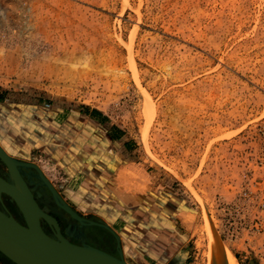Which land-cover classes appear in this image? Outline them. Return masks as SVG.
Returning <instances> with one entry per match:
<instances>
[{
	"label": "rangeland",
	"instance_id": "obj_1",
	"mask_svg": "<svg viewBox=\"0 0 264 264\" xmlns=\"http://www.w3.org/2000/svg\"><path fill=\"white\" fill-rule=\"evenodd\" d=\"M0 90L128 130L191 208L172 264H206L207 220L264 264V0H0Z\"/></svg>",
	"mask_w": 264,
	"mask_h": 264
},
{
	"label": "crops",
	"instance_id": "obj_2",
	"mask_svg": "<svg viewBox=\"0 0 264 264\" xmlns=\"http://www.w3.org/2000/svg\"><path fill=\"white\" fill-rule=\"evenodd\" d=\"M0 147L11 158L36 166L79 217L109 228L126 263L172 264L184 256L176 221L187 219L191 208L172 186L175 181H168L161 171H147L150 165L143 164L144 156L134 154L136 144L128 130L106 112L42 99L16 101L0 90ZM24 172L29 190L48 201L47 208L58 211L65 226L71 219L57 209L35 172ZM76 225L98 233L92 244H84L116 256L108 232Z\"/></svg>",
	"mask_w": 264,
	"mask_h": 264
},
{
	"label": "water",
	"instance_id": "obj_3",
	"mask_svg": "<svg viewBox=\"0 0 264 264\" xmlns=\"http://www.w3.org/2000/svg\"><path fill=\"white\" fill-rule=\"evenodd\" d=\"M0 164L10 179V183L0 179V194L9 198L23 221L21 225L8 215L7 211H0V256L12 264H128L121 257L116 235L106 226L87 221L68 208L36 166L11 158L1 147ZM27 169L35 172L37 181L47 189L54 205L69 219L79 225L99 227L108 232L115 241L116 256L86 244L74 245L64 238L59 233L56 220L38 207L26 182L23 181L21 174ZM13 177L22 187L21 194L12 185ZM40 220L52 229V237L43 233L39 225ZM87 248L97 250L110 261L88 251Z\"/></svg>",
	"mask_w": 264,
	"mask_h": 264
},
{
	"label": "flooded vegetation",
	"instance_id": "obj_4",
	"mask_svg": "<svg viewBox=\"0 0 264 264\" xmlns=\"http://www.w3.org/2000/svg\"><path fill=\"white\" fill-rule=\"evenodd\" d=\"M27 175H28L27 172H24L21 175L24 182L27 181ZM0 179L4 180L5 182L10 183V179H9L4 167L1 164H0ZM30 193L33 195L34 200L37 203L39 208H42V207L47 208L48 205H46V203L48 201H46V200L44 201L42 199V196L40 198L35 197V189H33L32 191L30 190ZM0 211L1 212L7 211L8 215H10L16 222L23 225L22 218H21L20 214L18 213V211L16 210L14 204L4 194H0ZM47 214L56 220L58 228H61V229L63 228L64 225H61L62 222L60 219V215H61L60 213H59L60 215H58L57 212L49 209ZM76 224L77 223L75 221H72V220L66 221L65 226L67 227L66 231L69 234V236H65L61 229H59V233L64 238H66L70 243H72L74 245H81L84 243L92 244V242H93L92 237L95 235H98V233H96L95 231H90V232L88 230L85 231L84 228L81 229ZM39 225H40V228L45 235L52 237L53 231L50 227H47L41 220L39 221Z\"/></svg>",
	"mask_w": 264,
	"mask_h": 264
},
{
	"label": "bare ground",
	"instance_id": "obj_5",
	"mask_svg": "<svg viewBox=\"0 0 264 264\" xmlns=\"http://www.w3.org/2000/svg\"><path fill=\"white\" fill-rule=\"evenodd\" d=\"M148 101H147V107L149 109H151L152 107L150 106V102H148ZM149 109H148V111H150ZM147 121L149 122L150 120L148 119ZM145 137L146 136L143 137V141L146 144ZM13 180H14V181H12L13 187L16 189V191H18L21 194V191H22L21 188L22 187H21L20 183L18 182V180L15 177H13ZM206 220H207V218H206ZM205 229L207 231L206 239L208 242V246H207L208 252H207V257H206V259H207L206 264H237L236 260L234 259V257L230 253V251L228 250L227 246L220 240L218 234L213 230V228H212V226L208 220L206 221V228ZM87 250L96 254L99 257H102V258L110 261V259L104 257V255L101 254L100 252H98L97 250H94L91 248H87Z\"/></svg>",
	"mask_w": 264,
	"mask_h": 264
}]
</instances>
